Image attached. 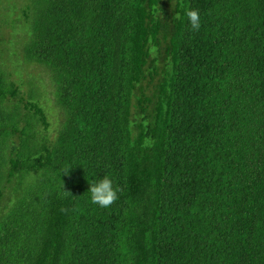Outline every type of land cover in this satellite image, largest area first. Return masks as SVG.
<instances>
[{"label": "trees", "instance_id": "trees-1", "mask_svg": "<svg viewBox=\"0 0 264 264\" xmlns=\"http://www.w3.org/2000/svg\"><path fill=\"white\" fill-rule=\"evenodd\" d=\"M0 17L59 110L51 141L0 67V264H264V0H0ZM105 175L107 209L88 195Z\"/></svg>", "mask_w": 264, "mask_h": 264}, {"label": "rangeland", "instance_id": "rangeland-1", "mask_svg": "<svg viewBox=\"0 0 264 264\" xmlns=\"http://www.w3.org/2000/svg\"><path fill=\"white\" fill-rule=\"evenodd\" d=\"M9 12L10 14L12 13L11 4L9 5ZM18 18V10L16 9L11 19L17 20ZM21 23V21L15 22L12 29L6 22H0V50L2 51V56H0V67L7 74L9 81H13L16 86L19 87L20 97L24 102L27 100L35 102L45 112L48 119V131L44 133L42 130L43 128L40 126L38 127V131H41L49 140L54 141L58 130L56 126L58 123L57 116L59 110L54 111L55 106L52 104L54 99L52 95L53 86L45 68L32 65L24 60L22 48L23 44L26 42V34L23 33ZM14 70L17 73H15ZM18 75L21 76L20 80L22 81L19 80L20 77H18ZM28 80H32L33 84L29 85L27 83ZM34 85H37L36 88L40 89L41 95L29 99L27 91Z\"/></svg>", "mask_w": 264, "mask_h": 264}, {"label": "clouds", "instance_id": "clouds-1", "mask_svg": "<svg viewBox=\"0 0 264 264\" xmlns=\"http://www.w3.org/2000/svg\"><path fill=\"white\" fill-rule=\"evenodd\" d=\"M187 22L193 32H198L201 28V15L197 10H188L185 13ZM71 167L66 168L63 175L67 176ZM118 187H114V181L107 175L101 179L94 180L88 188V195L91 203L100 208H109L118 200Z\"/></svg>", "mask_w": 264, "mask_h": 264}]
</instances>
